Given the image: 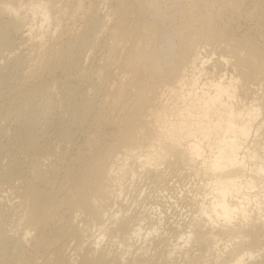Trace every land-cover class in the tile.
<instances>
[{
	"label": "bare ground",
	"instance_id": "6f19581e",
	"mask_svg": "<svg viewBox=\"0 0 264 264\" xmlns=\"http://www.w3.org/2000/svg\"><path fill=\"white\" fill-rule=\"evenodd\" d=\"M0 14L6 17L0 25V135L1 120L21 119L25 127L13 129L15 151L36 155L43 146L40 118L45 124L69 118L89 128L60 176L34 165L16 172L20 186L9 180L29 221L13 244L0 234V252L11 244L2 264H264V90L253 91L250 103L240 98L241 89L264 82L258 21L264 0H0ZM85 33L91 40L57 54L54 41ZM85 45L87 60L100 49L114 54L119 82L99 92L84 63L69 57ZM111 62L106 57L104 67ZM71 63L75 73L68 71ZM58 73L64 79L54 81ZM88 86L97 91L95 101L84 94ZM58 87L78 104L65 103L60 112ZM185 165L196 187L176 192L189 209L169 221L170 180ZM142 176L161 193L140 192L142 202L120 213L122 196ZM82 212L106 219L85 245L93 234L89 222L78 226ZM105 238H115L124 252L100 249ZM70 241L73 254L64 249ZM133 246L134 255L125 256ZM191 249L199 253L190 256Z\"/></svg>",
	"mask_w": 264,
	"mask_h": 264
},
{
	"label": "rangeland",
	"instance_id": "374dc122",
	"mask_svg": "<svg viewBox=\"0 0 264 264\" xmlns=\"http://www.w3.org/2000/svg\"><path fill=\"white\" fill-rule=\"evenodd\" d=\"M4 20L6 21V17L0 14V25H4V23H5ZM258 21H259L260 25H262V28L264 29V18L259 16ZM238 22H240V24L238 23V25H240L242 28H245V29L248 28L246 26L248 22L245 21V23H244V20H238ZM8 31H10V30H8ZM11 33H9L10 36L13 35L14 37L12 36V38L15 39L16 38L15 34L12 31H11ZM250 34L251 35L255 34V31H252ZM62 40L63 41H61V42L57 41V43H55V41H54L53 47L56 50V52H57V49L70 51V49L72 48L74 43L77 44L81 41L91 40V35L89 33L82 34L79 37H69L68 35H66L65 38H63ZM85 46L82 49L83 53L82 52L79 53L80 56L71 53V55H73V56H69V57H70V60L75 62V63L79 62L80 65H82L83 63L85 64V65L83 64L85 70L94 78L95 81L98 82V86H99V88H101V90L99 92H102V89L109 87L112 83L119 82L120 76L117 73H115L113 70V68H114V64H113L114 54L109 55L105 50L100 49L98 56H96V55L94 56L92 54L91 56H93L94 59H93V57L91 58V56H90V58H88V60H87L86 58H84L85 57L84 51H86V49H88L87 46L86 47ZM57 54H58V52H57ZM59 54H60V52H59ZM62 54H63V52H62ZM78 57H80V58L78 59ZM106 57H109L112 60V62L109 66L104 67V59ZM82 58H83V60L81 61ZM77 59L79 61H77ZM72 64L73 63H71V64H69V66H67L68 71L70 73H75L76 72V66L74 64L73 65ZM76 64H78V63H76ZM107 70L110 71V73H111L110 76H106ZM56 75L54 76V81H59L58 79H60L61 77L64 79L63 75H61L59 73ZM57 77H58V79H57ZM62 78H61V80H63ZM69 82H70V84L72 83L71 81H69ZM69 82H67L68 83L67 85H69ZM263 83L264 82H261L258 86H254V87L251 86L250 88L244 87L243 89H241L240 98L242 100V103H250L251 101L254 100L255 97H254V94L252 93L253 91H255V92L258 91L260 93L263 92V90H264ZM58 88H56V90L54 92V96L57 100L58 105L61 106L59 108L60 112L64 111V109H65L64 104L65 103H72V105L78 104L79 100L76 99V96H73V98H70L69 93L66 92L65 88H62L65 90H62L61 88L58 89ZM94 92H97V91L92 90L91 87H89V86L84 89L85 96L87 98L92 99L93 101L96 100V95L94 94ZM42 107H44L43 110L46 113V111L48 109L45 111V109H46L45 106H42ZM104 108H106V107H104ZM78 117H79V115H78ZM62 119L65 120V118H62ZM6 120L8 122H6ZM12 120H13V122H12ZM15 120H17L18 122ZM15 120L12 118H11V120L9 118L1 120L2 126L5 127L6 129L3 128V130H5V131L4 132L2 131L3 132V133H1L2 136L0 135V198H3L2 207L0 209V234L6 238V240H7L6 243L8 245L10 242H11V244H13V240H14L13 238L18 239L23 235L24 230L26 229L27 223L29 221L28 208H21V207L16 205V203H18V201H19V198L17 197L18 196L17 193H15L11 189V185L8 184L9 180L12 178H15L16 176H18L22 173H25L28 167L34 166V165H39L46 171L53 169L55 172V175L60 176L62 174L63 168L69 163L68 155L73 153L74 150L72 148L77 149L78 147H81L85 143L87 136H88V131H89L88 125L86 123H81V124L78 123L77 124L78 121L76 123H75V121L71 122L69 120V118H68L69 122L68 121L55 122L54 120H52L47 124H45L43 122V119L40 118V120L36 124L38 126L42 127V130H44L42 132V130L39 129V132L42 133V134L40 133V135H41V139H40L41 141L40 142H42V140H43V142H42L43 146L40 149L38 154H36V155H32V154L25 155L24 152H23L24 154L22 152H18V151H17L18 153H16L15 150L17 149V145H15V144H17V143L13 142V140H12L13 133L17 132V131L14 132L15 129L16 130L18 129V131H20L21 129H23V127H25L24 126L25 123L21 119H15ZM2 122L4 123V125ZM15 122H16V124H15ZM72 123H74V124H72ZM43 127H45V128L43 129ZM103 128L106 130H109L110 126L104 124ZM13 129H14V131H13ZM6 130L7 131L10 130L9 131L10 133L8 134V132ZM34 130H35V128L33 129V131ZM12 147H13V149H12ZM16 172H20V173L17 175ZM192 175H193L192 173L190 174V169H189L188 165L181 167L179 170H177V173L172 175V179L170 180V182H171V189L170 190H171V192L173 191L172 194L174 193L173 194L174 196L172 195L173 198L175 197L176 192L179 194L180 193L179 191L182 189H184V190L186 189L189 191L192 190V186H194V184L192 183V181H193ZM185 176H187V177H185ZM143 178H145V177L144 176H142L141 178L138 177L136 180V183H135V185L137 184L136 186H138V187H136L135 190H131V191L127 192L126 193V194H128L127 196H126V194L124 196H122V198H123L122 201H123L124 205H123L122 211L120 213H123V212L128 211V210H130V212H131V210L135 207L136 204L142 202V201L139 202L137 200V199H140V192H142L143 197H144V194L146 195V192H147V194H149V193L153 194L152 192H154L153 195H155V194L157 195V193L158 194L161 193L160 192L161 187H159L160 185H156L155 183L151 182V184L154 186L150 187V185H151L150 182L147 180L145 181ZM181 178H184V179L186 178L185 182H184V179H182V181H181ZM16 179L18 180V178H15L14 179L15 181L13 180L14 183L16 182L15 185L20 186L21 185L20 180L17 181ZM176 179L177 180L179 179V181H177ZM19 182H20V184H19ZM146 182H148L149 187H148ZM195 187L196 186H194V188ZM147 188L149 189L150 192L148 191ZM150 188L151 189L153 188V191ZM159 188H160V190H159ZM154 189L155 190L158 189L157 192H155ZM173 198H171V201H173L174 203H172L171 207H168V208H170L169 210L167 208L168 219L171 218V220H169V221H174L176 219L177 220L180 219L181 216H184L187 213L186 210L189 209V205L187 203H185L186 201H181L178 198L176 199V197L174 199ZM178 201L180 202V204ZM154 202H155V200H154ZM181 202H182V204L184 202L185 206L181 205ZM106 205L108 206V209L112 208V206H114L113 200L111 198L108 199V203ZM130 206H132V207L130 208ZM115 208H116V206H114V208H112V211ZM92 218L93 217L91 214H87L85 212H82V213H80V217L78 219V226L79 227H86L87 223L89 222L90 228L88 231L93 234L92 236L84 237V239L86 240L83 243L84 245L86 243H88L89 240L92 239V237H94L95 235L98 234L99 228L102 227L101 222H104V220H106V219H103L100 221H95V220H92ZM108 223H110V220H108V222L105 221V225H107ZM95 224H96V226H95ZM92 226H94V227L92 228ZM94 232H95V234H94ZM5 235L10 237V238H7ZM165 236L171 240L174 239V237L172 236V234L170 232L167 233ZM114 239L115 238H113V239H111V238L106 239L105 238L104 241L100 244V249L110 252L111 255L114 253H123L124 248H122V246L119 244L117 245L116 242H113ZM59 241L62 243H65L66 239L62 238ZM32 243H33V239L31 238L28 240V244H27L28 247H31ZM11 244H10V246H11ZM10 246L6 249L7 253L5 250L1 251V252H4L8 257L4 253L2 254L0 252V254L2 255V256L0 255L2 257V258L0 257L1 262L7 261V260L2 261V259H7V258L11 257V250H9ZM134 246H136V245H134ZM134 246L130 247V248L129 247L125 248V250L127 249L125 256L127 254H128V257L129 256L132 257L134 255L132 252H134L135 249L134 250L131 249V248H135ZM153 246H154V244H153ZM153 246L149 247L151 252H154V250L156 249V247H153ZM74 247H75V242L70 241L69 244L64 247V249H65L67 254H73V253H75ZM152 249H153V251H152ZM129 250H130V252H129ZM193 250L194 249H191L189 251L190 256H195L196 252L199 253L198 250H194V251ZM81 252H86V247L83 246V249L81 250ZM165 253L168 254V252H165ZM198 253H196V254H198ZM130 254H133V255L131 256ZM1 262H0V264H2ZM180 262H181V264H187L185 259H178L179 264H180ZM197 264H202V263L197 261Z\"/></svg>",
	"mask_w": 264,
	"mask_h": 264
}]
</instances>
